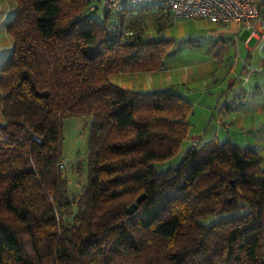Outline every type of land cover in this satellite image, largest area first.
I'll return each instance as SVG.
<instances>
[{"label": "trees", "instance_id": "trees-1", "mask_svg": "<svg viewBox=\"0 0 264 264\" xmlns=\"http://www.w3.org/2000/svg\"><path fill=\"white\" fill-rule=\"evenodd\" d=\"M13 1L0 65V264H264L258 152L214 138L158 169L187 139L193 103L110 80L160 69L171 53L172 39L138 27L149 6ZM151 13L158 30L171 20L160 5ZM78 116L91 118L87 183L71 195L59 164L63 121Z\"/></svg>", "mask_w": 264, "mask_h": 264}, {"label": "crops", "instance_id": "crops-1", "mask_svg": "<svg viewBox=\"0 0 264 264\" xmlns=\"http://www.w3.org/2000/svg\"><path fill=\"white\" fill-rule=\"evenodd\" d=\"M144 6H149L152 9L158 7L156 5ZM15 10L16 6L13 0H0V65L12 49V39L7 33L6 25L13 17ZM212 23L217 29L206 34L213 38H221L219 47H227L230 43L229 40L239 38L242 30L245 29L248 32L242 40L245 50L242 65L239 69L235 70L232 67L230 71L228 70L229 79L227 82L225 80L222 84H209L205 79L211 77L212 72L204 74L201 71L202 74H200L195 69L190 70L193 65L188 64L189 61L182 62L175 59L173 64H169L166 60L167 57L164 66L160 69L115 73L110 76V80L122 88L135 91H175L185 96L192 103L195 100H201L204 96H209L208 98L212 99V93L219 95L226 91L229 94L227 95L229 100L226 102V98L225 103L220 108L227 119V121H220L222 128L219 130L223 129V139L214 138L221 142L230 140L232 143L234 138V140H238V143L234 142L235 144L246 145L256 150L264 162V29L259 34L254 35L252 26L247 22ZM212 32H216L217 35H213ZM255 48H258V56L253 57L252 52ZM251 67L259 70L245 78ZM232 72H235L237 79L231 77ZM196 94H199L198 98L194 99L193 95ZM218 103L211 100L209 104H214L215 107H211L212 105L206 107L207 109H215ZM3 121L0 109V123ZM232 132L237 136H234ZM214 138L211 136L207 141ZM192 142L203 144L194 139L190 141V144Z\"/></svg>", "mask_w": 264, "mask_h": 264}, {"label": "rangeland", "instance_id": "rangeland-1", "mask_svg": "<svg viewBox=\"0 0 264 264\" xmlns=\"http://www.w3.org/2000/svg\"><path fill=\"white\" fill-rule=\"evenodd\" d=\"M93 3H97V1L91 0L90 4ZM151 12V8L149 11L144 12L139 17V26L134 24V29L140 30L139 28L142 27L144 37L172 39L173 49L166 59L169 64H173L175 59L182 62L189 61L188 64L193 65L190 70L195 69L200 74L212 72V76L205 79L209 84H222L225 80L227 82L229 79L228 70L230 71L232 67L235 70L239 69L242 65V57L245 55L242 40L248 33L245 29L242 30L239 38L229 40L230 43L227 47H219L218 44H221V38H213L206 34L217 29L214 23L202 18L171 19L166 27L158 30L151 19L153 16ZM97 17L102 21L101 11H98ZM136 17L138 15L134 19ZM252 54L253 57L258 56V48H255ZM230 75L233 79H237L235 72ZM198 95H193L194 99L198 98ZM227 95L229 94L226 91L221 92L219 95L212 93V99L208 98L209 96H204L201 100L193 102L194 111L187 116V121L190 124L187 139L183 140L174 156L163 164H157L158 169L178 164L186 149L191 145L190 141L192 139L200 143L206 142L211 136L212 138L217 137L219 140L223 139V129L219 130V128H222L220 121H227V119L220 108L225 103L226 98V102L229 100ZM211 100H214L215 103L219 102L215 109H207L212 105L209 104ZM211 107H215L214 104ZM90 119V117L78 116L69 117L63 121V167L61 170L66 177L67 188L71 195L77 194L87 183V140ZM232 133L237 136L234 132ZM232 141L238 143V140H234V138Z\"/></svg>", "mask_w": 264, "mask_h": 264}, {"label": "built area", "instance_id": "built-area-1", "mask_svg": "<svg viewBox=\"0 0 264 264\" xmlns=\"http://www.w3.org/2000/svg\"><path fill=\"white\" fill-rule=\"evenodd\" d=\"M90 5L89 10H106L110 13L121 14L126 9L137 5H156L166 8L170 18L191 19L202 18L210 22L238 23L247 22L257 35L264 29V0H96ZM217 35L216 32H212ZM250 68L245 78L258 71ZM191 144L196 145L197 142ZM62 168L63 164H59Z\"/></svg>", "mask_w": 264, "mask_h": 264}, {"label": "water", "instance_id": "water-1", "mask_svg": "<svg viewBox=\"0 0 264 264\" xmlns=\"http://www.w3.org/2000/svg\"><path fill=\"white\" fill-rule=\"evenodd\" d=\"M145 193H142L140 196L137 197V199L132 202L128 207H127V213L132 214L137 208L139 203L145 198Z\"/></svg>", "mask_w": 264, "mask_h": 264}]
</instances>
